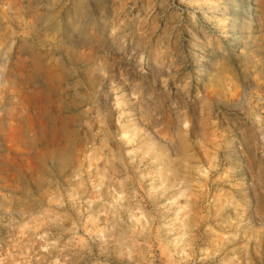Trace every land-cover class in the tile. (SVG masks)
I'll list each match as a JSON object with an SVG mask.
<instances>
[{"label":"rangeland","instance_id":"obj_1","mask_svg":"<svg viewBox=\"0 0 264 264\" xmlns=\"http://www.w3.org/2000/svg\"><path fill=\"white\" fill-rule=\"evenodd\" d=\"M0 264H264V0H0Z\"/></svg>","mask_w":264,"mask_h":264},{"label":"bare ground","instance_id":"obj_2","mask_svg":"<svg viewBox=\"0 0 264 264\" xmlns=\"http://www.w3.org/2000/svg\"><path fill=\"white\" fill-rule=\"evenodd\" d=\"M7 160V159H6Z\"/></svg>","mask_w":264,"mask_h":264}]
</instances>
